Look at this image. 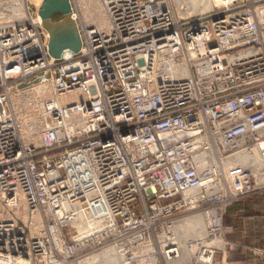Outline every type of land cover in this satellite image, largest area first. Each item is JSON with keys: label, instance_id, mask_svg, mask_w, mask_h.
<instances>
[{"label": "built area", "instance_id": "2783aa9c", "mask_svg": "<svg viewBox=\"0 0 264 264\" xmlns=\"http://www.w3.org/2000/svg\"><path fill=\"white\" fill-rule=\"evenodd\" d=\"M103 1L113 34L86 33V39L93 35L91 44L86 43L91 50L77 64L49 71L55 88L53 98L42 106L46 118L45 127L38 130V148L25 143L9 108V94L18 83L0 87V197L12 207L25 204L46 216L57 218L63 212L61 221L68 225L91 205L108 206L115 226L108 223L89 239L128 241L131 246L121 245L119 250L132 263L174 262L180 259L170 225L174 210L162 209L160 202L183 195L185 206L193 210L214 206L212 211L219 213L220 205L264 194V171L261 176L240 166L221 171L232 155L264 141L259 135L264 132V25L255 22L253 13L262 12L258 8L264 9V0H224L233 10L219 14L213 23L199 18L191 24L156 4H170L169 0H149V6L141 5L148 0ZM120 4L127 7L122 10ZM236 18H243V23ZM17 33L0 36V71L8 79L48 68L27 67L24 75L23 67L37 56L4 58L5 52L35 40ZM214 41L215 48L206 46ZM164 55L187 68L190 63L184 56L201 55L206 61H199L196 77L168 80L162 69ZM72 95L84 97L77 108H71V102L54 104ZM201 159L210 167L202 170ZM187 192L196 194L185 196ZM137 200L145 210L140 218ZM147 200L159 202L148 205ZM155 218L162 225L151 229L147 221ZM12 231L10 225L0 226L6 233L0 237V246H5L0 247V264H22L20 257L15 261L20 254L12 252L22 247V240ZM51 233L53 249L45 240L31 246L43 263L69 264L89 243H74L58 225ZM139 246L145 249L134 252ZM200 260L214 263V252L203 248Z\"/></svg>", "mask_w": 264, "mask_h": 264}, {"label": "rangeland", "instance_id": "374dc122", "mask_svg": "<svg viewBox=\"0 0 264 264\" xmlns=\"http://www.w3.org/2000/svg\"><path fill=\"white\" fill-rule=\"evenodd\" d=\"M11 1V2H10ZM16 1H18V4H16ZM178 0H169L170 4H164L165 1H162V3H160V1H157L156 4H163V6L165 8L171 9V11L173 12V14L175 15L176 18H178L179 20H182L183 24L184 23H188L191 24L194 20L199 19V18H205V19H210L212 21V23L218 19L219 17H217L219 14H223L226 12H229L231 10H233V8H228L227 6H225V1L224 4L221 5L220 7L217 6L215 8L212 9V11L208 12V13H201V14H196V15H186V14H192L194 8L192 7V4H190L189 0H179V4L177 3ZM14 2V5L16 4V6H20V3L24 4L27 6L26 10L27 13L29 15L25 17H23L22 19L16 20L17 18H12V19H6L9 15L8 13L6 14V12H9L10 9L8 8V4H12ZM102 2V1H101ZM100 2V3H101ZM146 1H144L143 3H141V5H147L149 6L150 1H147V4H145ZM54 4V0H0V36H8V35H16L18 34V31H23V30H28V31H32V30H36L39 32L40 37L38 38L40 42H43V44L49 43L50 40H47V35H46V28H44V14L43 11L45 10H49L50 11V5ZM61 4H72L73 7V12L77 17V21H78V27H79V31L80 34L82 35V37H84L82 43L86 46L87 43V39H86V33L89 32H95V28L94 26H88L87 25V21L82 13V8H81V4H88L86 2V0H61ZM180 5V7H179ZM3 6V7H2ZM102 10L104 11V6L103 4H101ZM127 7V4H120V8L122 10H124ZM263 7V6H261ZM258 8V10H261L263 8ZM46 8V9H45ZM4 9V10H3ZM6 10V11H5ZM9 10V11H8ZM188 11V12H187ZM213 12V13H212ZM5 13V14H4ZM212 13V14H211ZM253 13L255 14V22H257V24H262L264 25V20H263V13L259 12L257 14V12H255V10L253 11ZM11 15V14H10ZM13 15V14H12ZM11 15V16H12ZM184 15V16H183ZM258 15V17H257ZM48 17V16H47ZM234 17V16H232ZM109 19V17H107ZM256 18L258 20H260V23L256 20ZM49 21H51L52 23H58L60 21H62L63 19H65V16L62 14H56L55 13H51L50 17L48 18ZM107 19V20H108ZM209 20V21H210ZM243 18H236V21L243 23ZM263 21V22H262ZM110 22V19H109ZM13 23H18L17 27H14L12 24ZM207 24L211 25V22H206ZM230 23V22H229ZM1 29H6L5 31H2ZM105 36H110L112 35V30L107 31L106 33H103ZM9 37H13V36H9ZM1 38V37H0ZM214 44H216V42L214 41L213 43L210 44H206V46L208 48H215ZM41 46V45H40ZM43 46V45H42ZM41 46V47H42ZM43 49H45V46H43ZM44 52V51H43ZM44 55H46V58L49 62L48 64L53 65V69H51V71H57L60 70L61 68L63 69L64 67H68L71 65V63H74L73 65L77 64L78 61L82 58V53H78L74 56H71L69 58H53L52 54L48 53L47 50L42 53ZM42 54H36L35 56H39ZM29 57H34V56H29ZM187 59L189 60V68L187 69V78L194 76H197V66H199L201 63L199 62L200 60H202V62L206 61V57L205 56H201L198 55L197 58H193L191 55L185 57L184 56V60ZM46 66V65H45ZM47 67V66H46ZM2 68V59L0 56V69ZM50 69H44L42 71H38L35 74L32 75H27L26 77H21V76H17V77H10L5 78L4 75H6L5 73H2L0 71V87L3 88L4 85H9V86H15L16 83H18V86L20 85H24L27 86L28 84H33L35 81L38 80L39 84L44 83V80L46 79L47 81H50L51 83V77H50V73H49ZM4 72H8V71H4ZM59 72V71H58ZM57 72V73H58ZM57 78V76H55ZM20 80H23V82ZM214 85H216L217 87L219 86V83L214 82ZM9 88V87H8ZM1 90V89H0ZM16 90V92H15ZM28 89H13L11 90L10 94H9V98H10V104H9V108L11 110V113L13 115L16 116V119L18 120V122L21 125L22 128V124H25V121H23L21 118L22 117H27L28 119H30L31 121H29V123H33L35 122L37 124V129L39 128H43L45 127V121H44V115L42 114V106L41 108L36 110L34 109L35 103L33 104H29L32 103L33 101L30 102H26V97L27 95H24L22 97L23 94L26 93ZM25 92V93H22ZM33 96V95H32ZM25 101H24V100ZM22 103L24 104H28L23 106ZM80 101H74L70 103V107L71 108H77L79 105ZM263 111V109H262ZM34 126V125H33ZM35 127V126H34ZM43 129H41L40 131H42ZM23 131V128H22ZM39 137V136H38ZM22 138H23V133H22ZM25 141V140H24ZM26 142V141H25ZM257 142L258 144L261 143ZM29 145H33L35 147H39L38 143H36L35 141H29L28 143ZM252 149V148H251ZM243 150L241 152L238 153H248L250 151L253 150ZM257 149V147H256ZM242 150V149H241ZM236 153V154H238ZM234 154V155H236ZM222 164L221 160L218 158V167H220V165ZM233 166H238L239 164H232ZM232 165H227L226 167H224V169L221 171L225 172V170L229 167H231ZM254 170H256V172L258 173L259 176H261V171H264L263 167H258L255 168ZM261 170V171H260ZM61 174H63L64 176V172L62 171ZM184 196L183 195H179L177 197H174L172 199L160 202L158 204V206H160L162 209H172L173 211V215L175 217H172L171 219L173 221H177V227L178 225L184 221L186 219L185 222L199 216V215H205L208 212H211L213 209H216L214 206H206L204 208H202L201 210H193L190 207L191 206H185L184 205ZM159 201L155 200V201H148L147 203L148 205H151L153 203H158ZM137 202L135 203V208H136V212H137V217L140 218L142 216H145V210L142 204V201H140V203ZM231 205H226V206H222L220 205V207H222V212L219 211V213L214 214L215 212H213V218L215 219H221V222H219V231H215L214 233H211L210 238L213 239H220L219 241H222L224 246L220 247V245H216L215 248L211 247V246H206L204 247V243L206 242H218L217 240H209V235L207 238V240H204V237H201V234H199L198 232H201L200 230L194 228V230L196 231V233L194 235H191L187 238H189L187 240V242L189 243V245H187L186 249V254L189 255L190 257V261L187 264H208V263H202V261L200 260L201 258V254L203 252V248H206L208 250H212L214 252V263L212 264H233L230 261H236V262H241L240 260L244 259V258H249L250 261H264V233L261 234V236H257L255 238V235L251 234L250 235V239H244L242 238V235L244 236V231L246 229H249L248 226L250 227V225H255L256 227H260V228H264V220H262L264 218V194H259V195H253V196H249V197H245L242 199H239L237 202L235 203H229ZM0 215L2 216V218H0V226L3 224V226L5 224L10 225L13 227V231L12 233H14V238H16L17 240H22V247L17 248V249H12V252L15 254L14 256H18L20 254V256H18V259H15V261L19 260V257L22 258V264H42L43 262H41V257L36 256L33 252V248L31 249V246L34 244L33 241H37L40 242L41 240H45L43 242H45V245L47 248L49 249H53L56 245H54V239H53V234L51 233V227L52 226H57L58 224L61 225L59 228H63V230L68 233L69 239L72 238V240L74 241V243L76 242V238L75 236L78 235L77 230H74V226H70V224L66 225L64 224L61 219H58L56 217H51L49 215H44L41 211V218H42V222H43V226H42V230L41 233L39 235H36L35 233V226L37 223L36 220V211H34V208L31 206L30 210L27 207V205L25 204H18V206L12 207L11 205L6 204V200L2 199L0 197ZM181 206V207H179ZM185 208V209H183ZM233 211V216H228L227 212L230 209H234ZM176 209V210H175ZM187 211L185 212L183 215H179L180 211ZM249 212V213H248ZM255 216H250L248 214H252ZM261 214H263V217H258ZM180 219V221H179ZM249 219H251L252 221H249ZM255 221V222H253ZM160 225H162V223H159ZM184 224V223H183ZM252 226V227H255ZM106 228V227H105ZM184 228V226H181V228H179V230L181 231ZM185 233L187 232L186 229L183 230ZM6 233H2L0 232V237L5 235ZM176 237H177V241H178V234L176 233ZM245 237H247L245 235ZM91 241H93L92 243H85L88 246L87 247H81L78 249L77 251V255L72 258L71 260H69V264H81L82 261H84L85 259H87V257H91L93 255H97L102 253L104 250H106L108 247H115V245L119 246L123 245L126 247H130L131 244L127 241V243L122 242L121 244L119 243H114L113 239H104V241H106L105 243H98V238H91L89 239ZM41 243V242H40ZM178 244V243H177ZM5 245V244H3ZM58 246H61L58 244ZM231 246V247H230ZM1 249H3V247L5 248V246H0ZM33 247V246H32ZM202 247V248H201ZM46 248V249H47ZM58 248V247H57ZM60 251V253L62 252V249H58ZM226 253V254H225ZM228 254V256H227ZM197 259V260H196ZM199 259V262H198ZM230 260V261H229ZM162 261V260H160ZM196 261V263H195ZM147 262V261H146ZM143 263V264H152L154 262H150L148 261L147 263ZM227 262V263H226ZM100 264L99 262H94L92 264ZM170 263V262H169ZM169 263H164V262H158L157 264H169ZM43 264H47V262L43 263ZM122 264H124L122 262Z\"/></svg>", "mask_w": 264, "mask_h": 264}, {"label": "bare ground", "instance_id": "6f19581e", "mask_svg": "<svg viewBox=\"0 0 264 264\" xmlns=\"http://www.w3.org/2000/svg\"><path fill=\"white\" fill-rule=\"evenodd\" d=\"M22 1V0H21ZM102 1V2H101ZM190 4H192V7L194 8L193 13L192 14H186L188 15H196V14H201V13H208L210 11H212L213 8L217 7V6H221L223 5L222 3L224 2V0H189ZM11 2V1H10ZM86 2L88 4H81V8H82V13L86 19V23L88 26H94L95 28V32L100 35L103 33H106L107 31H110L111 29V23L109 22V19L107 17H109V15L107 14L106 10H105V5H104V1L103 0H86ZM101 2V3H100ZM22 3V2H21ZM20 6H16V4H18V1H16V4L14 5V2L12 4H8V8L10 9L9 12H6V14L8 13V17L6 19H12V18H17L16 20L22 19L23 17L26 18L27 15H29L27 13L26 10V5L21 4ZM177 3L179 4V0L177 1ZM101 4H103L104 6V11L102 10ZM3 7V6H2ZM50 11L53 13L56 12V14H62L65 16V19H63L62 21L58 22V23H52L49 20L44 19V28H46V35H47V40H50L49 43L43 44V42L37 41L39 40L38 38L40 37V34L38 31L36 30H32V31H22V35H24L26 38L28 39H34L32 41V43L30 45H22V47L20 48H16L14 51L11 52H5L4 53V58L8 61V60H14V61H18L20 60L23 56L25 58L29 57V56H35L36 54H42L44 53L46 50L48 53L52 54V57L55 59H63V58H69L71 56H74L78 53H84L87 54L88 53V48L91 50L92 46L88 45L87 47L82 43L84 37H82V35L80 34V29L78 27V21H77V17L73 12V7L72 4H61V0H54V4H51L50 6ZM180 7V5H179ZM4 10V9H3ZM6 11V10H5ZM259 11V10H258ZM188 12V11H187ZM262 13L264 14V9H262ZM5 14V13H4ZM12 16H11V15ZM184 16V15H183ZM49 17V15H48ZM47 17V18H48ZM108 19V20H107ZM18 23H13L12 25L14 27H17ZM74 32V34H73ZM36 35V36H35ZM92 36L93 35H89L87 34V40L89 41V43L91 44L92 42ZM24 37V38H25ZM23 38V37H22ZM45 46V49H43V46ZM44 51V52H43ZM58 56V57H57ZM39 59H34L32 60L31 64L29 65H25L23 67V74L26 75L28 74V70L27 67H33V68H37V67H41L42 65H46L48 67V69H53V65L48 64L51 63L47 60L46 55L42 54L38 56ZM22 66V65H21ZM24 68L25 71H24ZM162 69L164 70V72L167 74V78L164 79H168V80H176L178 78H187V66L181 64V65H176L173 62H169L166 60V56L164 55V60L162 62ZM16 75V74H13ZM23 82V80H22ZM24 83V82H23ZM16 85V84H15ZM154 87V86H153ZM54 84L50 83V81H47L46 79L44 80V83L39 84L38 80L35 81L33 84H28L27 86H25V84L21 85V86H15L13 89H28L25 93L22 95V97L24 95H27L26 97V102H30L33 101L32 103L29 104H33L35 103L34 109L38 110L41 108V105L44 104V102L46 100L52 99L53 98V93H54ZM16 92V90H15ZM33 95V96H32ZM84 97L81 95H72V96H68L67 98H62L60 99L58 102H54V104L57 107H60L62 105H65L67 102H74V101H80L82 100ZM24 100V99H23ZM25 101V100H24ZM23 106L28 105V104H24L22 103ZM42 111H45V109H43ZM43 115L46 118V114L43 113ZM23 121H25V124H22V128H23V139L26 141L25 143L28 144L29 141H35L36 143H38V146L40 145V140L41 137L39 135V132L37 129V124L35 122H31L29 123V121H31L30 119H28L27 117H22L21 118ZM35 127H34V126ZM259 135L262 137L264 135V132H260ZM39 136V137H38ZM240 146V145H239ZM257 147V149H256ZM242 149V147H241ZM250 150V149H249ZM248 153L242 152V153H238L236 155H232L231 158H229L226 163L225 166L227 165H232V164H239L238 166L240 167H244L247 169H250L255 175L259 176L258 173L256 172V170H254L255 168H260L263 167L264 169V141L261 143V146H255L254 148H252ZM247 151V150H245ZM210 165L206 164L204 159H201V168L202 170L204 168H209ZM231 167H234L233 165ZM212 170V169H211ZM214 170H212L213 172ZM261 171V170H260ZM194 194H196V192H187L185 194V196H193ZM93 199V196H92ZM78 207V206H76ZM75 212H78V208L75 209ZM81 211V210H80ZM213 212H208L205 215H199L187 222L186 219L184 221H182L178 227H177V221H171L170 225L174 228V233H173V241H175L176 243H178L179 247H180V259L174 261V262H170L169 264H187L190 261V257L189 255L186 254L185 250L187 247V245H189V243L187 242V240L189 238L190 235L192 237V235H194L196 233V231L194 230V228L200 230L201 232H198L199 234H201V237H204V240H207L209 238V232L212 231H216L219 229V222L220 219L213 218ZM218 210H216V212L214 214H217ZM78 215L80 216H75L70 222V226H74V230H77L78 235L76 236V241H82V242H93L91 240H88L91 235H94V233L98 230L101 231L103 230L105 227H108V223L112 222V226L114 224V216L110 213V209L108 206H99V208H95L91 205L90 207V211H84L81 213H78ZM41 213L40 211H36V226H35V233L36 235H39L41 233L42 230V226H43V222H42V218H41ZM64 213L60 212L59 216L57 217L58 219H62L65 218L64 217ZM158 218L155 219H148V220H153V221H147L148 226H150V228H154V227H158V220H156ZM180 221V219H179ZM168 222V221H165ZM184 223V224H183ZM64 224L67 225V223L65 222ZM61 225L58 224V228ZM181 226H184V228L180 231L179 228H181ZM186 229L187 232H184L183 230ZM56 230V229H54ZM176 233L178 234V241H177V237H176ZM153 236L156 237V235L153 234ZM114 237V236H113ZM164 236L162 234H160L159 239H162ZM56 239L58 240V236L56 235ZM111 239V237L107 238L106 240ZM210 240V239H209ZM213 240H217L218 242H206L204 243V247H208L211 246L213 248H215L216 245H220V247H223L224 244L222 241H219L220 239L216 238ZM211 240V241H213ZM143 246V245H142ZM139 246L134 248V252H139L138 250L144 247ZM202 248V247H201ZM120 248H118L116 245L115 247L111 248L108 247L106 250H104L102 253L97 254V255H93L91 257H87V259H85L84 261L81 262V264H92L94 262H99L100 264H122V262L124 264H143L146 261H141L139 263H132L129 262L125 257V251L119 250ZM129 250V249H127ZM121 252V253H120ZM203 259V258H202ZM209 258L204 257L203 260H208ZM197 260V259H196ZM148 262V261H147ZM146 262V263H147ZM199 262V259H198ZM158 262H154L152 264H157ZM196 263V261H195ZM96 264V263H95Z\"/></svg>", "mask_w": 264, "mask_h": 264}, {"label": "crops", "instance_id": "0c3cea01", "mask_svg": "<svg viewBox=\"0 0 264 264\" xmlns=\"http://www.w3.org/2000/svg\"><path fill=\"white\" fill-rule=\"evenodd\" d=\"M235 210V208L234 209H230L228 212H227V215L228 216H233V211ZM249 213V212H248ZM254 213H252V214H248V215H250V216H255V215H253ZM263 217V214H261L260 216H258V217ZM262 220H264V218L262 219ZM249 221H252L251 219H249ZM253 222H255V221H253ZM256 223V222H255ZM252 226H255V225H250V227L248 226V228L249 229H246L243 233H244V236L242 235V238H244V239H248L249 238V240H251L250 239V235L251 234H253V235H255V238L258 236H261V234L262 233H264V228H260V227H252ZM245 235L247 236V237H245ZM231 247V246H230ZM226 254V253H225ZM227 256H228V254H227ZM230 261V260H229ZM241 262H236V261H230V262H232L233 264H264V261H250L249 260V258H244V259H242V260H240ZM227 263V262H226Z\"/></svg>", "mask_w": 264, "mask_h": 264}, {"label": "water", "instance_id": "95a60500", "mask_svg": "<svg viewBox=\"0 0 264 264\" xmlns=\"http://www.w3.org/2000/svg\"><path fill=\"white\" fill-rule=\"evenodd\" d=\"M46 9V8H45ZM52 12L51 11H49V10H44L43 11V14L45 15L44 16V18L46 19V20H49L48 18L50 17V14H51ZM49 15V17L47 18V16ZM73 34H74V32H73ZM75 35V34H74ZM58 57V56H57Z\"/></svg>", "mask_w": 264, "mask_h": 264}]
</instances>
